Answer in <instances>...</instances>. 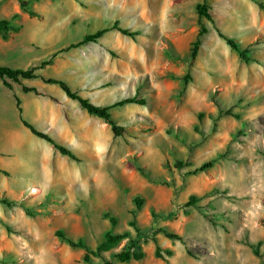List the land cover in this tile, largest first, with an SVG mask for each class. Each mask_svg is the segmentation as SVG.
<instances>
[{
    "label": "rangeland",
    "instance_id": "rangeland-1",
    "mask_svg": "<svg viewBox=\"0 0 264 264\" xmlns=\"http://www.w3.org/2000/svg\"><path fill=\"white\" fill-rule=\"evenodd\" d=\"M27 1L40 18L22 11L19 0H0L1 19L18 15L11 37H0V66L30 69L51 60L38 73L66 82L95 105L134 96L145 105L113 110L126 129L115 137L108 124L58 86L7 80L10 89L0 79V264H102L94 256L85 263L86 251L70 247L57 232L96 250L108 231L135 236L129 224L134 212L149 241L146 257L114 264H166L155 256L154 238L173 251L171 264H264V9L252 0L209 1L214 23L202 20L208 32L219 28L249 47L255 61L243 62L223 42L214 55L202 52L214 59L202 79L196 74L200 49L195 60L190 56L202 0H186L168 28L171 35L162 28L159 52L147 53L160 68L154 77L158 89L144 96L137 86L146 78L124 84L113 74L121 53L108 50V33L96 43L79 44L114 21L151 36L157 31L151 21L128 20L124 10L108 8V0ZM188 87L195 89L192 96L185 93ZM172 115L176 121L166 123ZM22 118L70 148L77 160L34 135ZM208 161L212 168L194 174ZM179 162L185 167L177 168ZM191 196L197 202L186 207ZM136 197L144 200L140 211ZM126 243L102 256L111 259Z\"/></svg>",
    "mask_w": 264,
    "mask_h": 264
},
{
    "label": "trees",
    "instance_id": "trees-1",
    "mask_svg": "<svg viewBox=\"0 0 264 264\" xmlns=\"http://www.w3.org/2000/svg\"><path fill=\"white\" fill-rule=\"evenodd\" d=\"M210 0H202L201 3L197 4L196 6V11L199 19V25L200 29L198 31V34L193 41L191 45V59L195 60L201 43H202V38L205 34L208 33L207 27L202 23L203 19H207L211 22L214 23V20L212 16L209 13V8H210ZM256 4L260 6V8L264 9V5L258 1V0H252ZM20 3V8L22 11L26 12L30 17L33 18H40L41 15L37 13L32 7L29 1L27 0H19ZM18 18V15H14L10 19H1L0 18V37L3 40H8L12 33L15 30V27L13 25V22ZM218 31L219 36L227 43V45L235 52L238 53L240 56V59L249 64L251 62H254L255 59L252 57V52L249 47H243L240 45V43L223 33L219 28H216ZM110 30H118L122 34L134 38L136 35L139 34V31H134L131 32L128 29L122 27L119 25V23H115L111 27H105L102 29H98L93 33H89L85 35L84 39L82 42H80L79 45H83L89 42L96 43L100 38L105 36L108 31ZM76 45V46H79ZM75 45H71L70 48H74ZM55 56V55H54ZM51 64V60L49 61H43L39 66L30 68V69H19V68H11V67H6V66H0V79L6 84L7 87L11 89V85L7 83V80L12 81L14 83H20L21 80H36L40 79L43 82L51 85L58 86L62 91L66 93L68 98L78 102L80 106L86 110L91 116L98 117L102 119L106 124H108L114 134L115 137H121L125 134L126 129L122 125L119 124V122L114 118L113 116V110L119 107H123L127 104H138V105H145V101H138L136 97H128L126 99H123L119 102L114 103L113 105L110 106H98L93 104L89 99H86L79 95L78 92L74 91L66 82L59 80V79H46L42 75H40L38 72L44 68H46L48 65ZM25 92H35L37 93V90L34 88H27L24 87ZM17 103H18V109L20 112V115H22L23 110L20 107V100L17 98ZM223 112L220 111L219 117L223 116ZM225 115H231L235 119H240L239 115L232 114L231 111L225 112ZM212 116V115H211ZM199 120L202 121L203 115H199ZM23 124L31 130V132L36 135L37 137L46 140L49 142L57 151L60 152V154L67 156L73 160H77V157L75 156L74 152L65 146L64 144L56 141L49 135L45 133H41L36 128L24 120L22 118ZM214 162L213 161H208L204 164H202L198 169L194 171V174L199 173V172H205L206 170L210 169L213 167ZM185 167L184 163L179 162L177 164V168L182 169ZM1 202L6 205H10L11 203L8 201H5V199H2ZM196 199L194 196H191L189 198V201L186 203V207H191L194 206L196 203ZM134 204L136 206V211H140L143 207L144 200L141 197H136L134 199ZM108 219L110 220L112 225H116V219L111 215L110 212L106 214ZM133 218L130 221V226L134 228L136 234L135 236H132L130 231H126L124 233H113L112 231H108L104 234L102 241L99 243L97 246L96 250H91L82 239H79L78 241H75L72 238H66L64 237V234L62 232H57V236L64 238L66 243L70 245V247L77 249L81 248L86 251L84 255V261L85 263H89L91 261V258L94 257H99L102 259V264H114V261H118L120 263H128V262H141L145 259L146 257V252L144 250V244H147L149 241L147 239H144L143 232L141 231L140 227L138 226L137 223V218H136V212L132 214ZM162 232V230H161ZM165 236L171 240H178L180 242H184L183 238L180 237L177 234L163 231ZM126 240V245L121 249V251L117 253H113V256L111 259H106L102 255L103 253L110 252L114 250L116 247H118L123 241ZM153 242L155 244V256L159 259H162L165 261L166 264H171L169 261V257H172L174 255L173 251L170 249L164 250L159 244L156 238L153 239ZM188 253L191 255V253L188 251ZM256 255L258 253L256 252Z\"/></svg>",
    "mask_w": 264,
    "mask_h": 264
},
{
    "label": "crops",
    "instance_id": "crops-1",
    "mask_svg": "<svg viewBox=\"0 0 264 264\" xmlns=\"http://www.w3.org/2000/svg\"><path fill=\"white\" fill-rule=\"evenodd\" d=\"M185 5L186 0H108V8L117 7L121 10H124L127 13L128 20H132L135 18L143 22L151 21V26H153L157 30L156 33H154L153 31V33H151V36L143 33L140 30L139 34L134 38L126 36L118 30L108 31V50L119 51L121 53L120 61H116L113 66V74L119 75L122 78V82L124 84H133L135 82V79L146 78L147 80H145L144 82H140V86H137V89L141 93L144 92V96H148L146 95L147 92L158 89V85L155 83L154 77L156 75L155 69L160 68V62L158 60L148 58L150 55H148L147 53H149L150 51L152 53L155 51L159 52L161 48L160 42L162 28H164L163 33H165L166 35H171L168 28L171 27L177 19L174 15L176 13L184 11ZM115 23H119L120 26L124 27L123 24L118 21H114L108 27H111ZM250 28L255 29V22H253V25ZM129 31L134 32L132 30ZM223 42L225 41L221 39V37L217 34V31L215 30H209V32L203 37L199 52L201 54L200 60L198 59L196 63L200 65L198 66L200 67V71H197L196 74H202V79L207 77L208 68L210 67L209 65L214 60L213 57L208 58V55L206 54V56L202 52L205 50L206 52L214 55L216 50L220 48V46L224 45ZM126 56H134L136 60L128 61L126 59ZM130 68H133V70H131ZM196 70L199 69L196 68L195 71ZM205 82L206 80H201L202 85L206 84ZM193 83L196 84L197 82ZM147 88H150V90ZM194 91V88L188 87L185 93H188L192 96ZM127 105L125 106L127 107ZM127 109L138 110L134 106L127 107ZM194 118H192L191 120H194ZM165 120L166 123L174 122L176 121V116H168Z\"/></svg>",
    "mask_w": 264,
    "mask_h": 264
}]
</instances>
